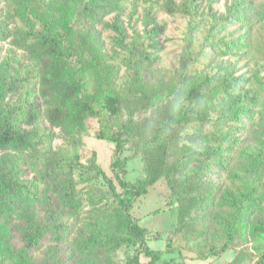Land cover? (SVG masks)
Masks as SVG:
<instances>
[{
	"label": "trees",
	"instance_id": "trees-1",
	"mask_svg": "<svg viewBox=\"0 0 264 264\" xmlns=\"http://www.w3.org/2000/svg\"><path fill=\"white\" fill-rule=\"evenodd\" d=\"M127 1L3 0L6 14L0 22V40H10L14 49L0 65V219L3 220L0 225V255L3 259H10V264L65 263L63 260L49 262L33 258V250L44 243L47 232L31 207L43 203L42 210L47 220L56 225L51 239L56 243L64 241L70 231L60 224L63 213H60L55 200L65 199L63 206L70 215H76L83 206L81 196L74 194L75 183L69 178L78 170L86 175L84 183L103 181L110 199L104 206L89 212V235L79 245V255L103 260L105 255H112L123 247H135L126 264H144L140 262L141 256L154 264L161 257V251L147 246L146 229L131 213L136 201L147 194L154 179L144 177L129 182L117 176L118 191L114 181L97 164L95 154L85 164L79 162L81 140L77 135L86 132L89 119L98 120V137L116 142L117 148L125 135L127 141L133 143L137 136L133 135L124 117H131L134 106L163 105V121H166L170 118L168 97L178 84L190 81L188 103L175 118V127L165 135L158 130L153 137L137 144L146 153L154 145L159 146L163 137L166 140L162 151H165L171 133L182 131L193 123L209 125L217 136H228L241 121V114L245 113L242 110L246 107L242 100L245 79L234 77L231 65L217 66L200 73L191 67L178 82L161 74L156 85H152L142 78L140 67L133 62V70L124 78L119 77L120 68L113 61L125 56L112 60L101 50L95 36L88 30L76 28L75 23L78 16L98 20L111 10L120 12ZM233 9L232 14L214 21L212 30L204 33L207 49L208 43L212 42L211 47L221 55L236 56L242 51L241 40H237L236 46V40L228 41L229 33L225 30L228 22L231 25L245 24L250 10L247 11L245 5H237ZM152 42V35L137 41L142 63L156 60ZM16 51H21V56L27 57L29 63L25 65ZM12 61L16 64L13 65ZM261 85L264 87V79ZM19 88L21 92L15 100L7 98ZM198 96H205L208 103L203 110L194 112L190 104ZM43 124L63 130L66 135L63 147L52 150L53 133L40 127ZM155 156H163V152L160 150ZM216 156L194 148L162 168L161 173L171 188V203L198 200L201 206H207L214 202L216 191L211 187L210 167L213 164L222 167V158ZM254 159L252 182H247L237 194L225 192L220 196L219 207H228L231 211L221 223L220 232L213 236L216 245L200 260L219 256L239 245L249 231L260 251L252 264H264V193L254 186L264 171V134ZM153 162L150 155L146 165L158 169L152 165ZM198 162L201 164L199 167L189 168L190 164ZM28 172L33 173L32 178H26ZM104 200L99 198L93 205H100ZM20 211L26 215L20 216L27 225L24 230L20 229L24 244L15 251L8 239V233L12 231L8 220L11 221L12 216ZM181 214L184 212L180 209L179 218ZM67 259V264H78L74 256ZM244 260L243 252L239 251L228 264H242Z\"/></svg>",
	"mask_w": 264,
	"mask_h": 264
},
{
	"label": "rangeland",
	"instance_id": "rangeland-1",
	"mask_svg": "<svg viewBox=\"0 0 264 264\" xmlns=\"http://www.w3.org/2000/svg\"><path fill=\"white\" fill-rule=\"evenodd\" d=\"M50 1L52 0H45ZM237 5H245L247 11L250 10L246 15V23L231 25L228 22L225 31L229 33L228 41L236 40V46L237 40H241L242 51L236 56L221 55L216 53L215 47H211L212 42L208 43L207 49L204 33L212 30L214 21L221 20L228 13L232 14L234 9H231ZM5 14L6 4L0 0V22L5 19ZM75 26L93 34L101 50L112 60L117 56H125L124 59L113 61L120 68L121 78L133 70L134 62L140 67L142 78L152 85H156L161 74L178 82L191 67L200 73L217 66L231 65L234 77L245 79L242 89V100L246 106L242 110L245 113L241 114V121L228 136H217L209 125L193 123L182 131L172 132L165 151H162V144L166 140L163 137L159 146L154 145L143 153V148L138 147V143H144L158 133V130L159 133L161 130L164 132L162 135L167 134L161 129L165 109L162 105L154 112L153 105H135L131 117L123 115L133 135L137 136L133 143L127 141L125 135L117 148L116 142L99 138L100 124L96 118H92L87 123L86 132L77 135L81 140L78 159L85 164L95 154L97 164L114 181L118 191L120 186L117 176L129 182L144 177L154 179L147 194L136 201L131 212L139 225L146 229L147 246L151 250L162 252L154 264H228L239 251L245 256L242 264L255 262L260 251L249 231L244 236V242L239 245L236 244L219 256L208 258L210 260L200 259L216 245L213 236L220 232L221 223L231 211L228 207H219L220 196L225 192L237 194L247 182L254 179V155L264 134V87L261 85V80L264 79V0H128L122 11L111 10L98 20L78 16ZM152 30L155 32L151 33ZM149 35L153 36L156 60L142 63L137 41L148 38ZM12 49L10 40H0V65L10 56ZM16 55L22 57L25 65L29 63L27 57L21 56V51H16ZM12 64H16V61H12ZM20 92L19 88L7 98L15 100ZM40 127L53 133V151L64 146L66 135L61 128L49 124ZM194 148L222 158V167L218 168L214 164L210 167V182L216 191V198L207 206H201L198 200L171 203V188L161 170L182 153ZM160 150L163 156H155ZM150 155L154 161L152 165L158 169L146 165ZM200 165L199 162L193 163L189 168ZM259 176L260 179L254 182V186L264 193V171ZM32 177L33 173L28 172L26 178ZM84 177L86 175H82L79 170L69 177L75 183L74 194L81 196L83 204L76 215L67 212L63 206L65 199L55 200L60 206V213H63L60 224L70 231L64 241L56 243L51 239L56 232V225L47 220L42 210L43 203L31 207L47 232L44 243L32 252L36 261L63 260L67 264L66 259L74 256L78 264H126L132 255L135 247H123L112 255H105L103 260L79 255V245L89 235V212L104 206L110 200L103 181L84 183ZM99 198L105 200L100 205H93ZM180 209L184 214L179 218ZM20 215L26 216L20 211L12 216L11 221L8 220L12 226L11 232L8 229V239L15 251L24 244L20 229L24 230L27 225ZM2 223L3 220L0 219V225ZM11 262L0 255V264ZM140 262L151 264L144 256L140 257Z\"/></svg>",
	"mask_w": 264,
	"mask_h": 264
},
{
	"label": "clouds",
	"instance_id": "clouds-1",
	"mask_svg": "<svg viewBox=\"0 0 264 264\" xmlns=\"http://www.w3.org/2000/svg\"><path fill=\"white\" fill-rule=\"evenodd\" d=\"M191 88V82L185 81L181 84H178L174 93H172L167 99V111L169 119L163 121L165 132L170 131L175 127V118L182 113L185 109V105L188 103V91ZM208 103V100L205 96L196 97L190 104V107L194 112H199L203 110ZM224 104H227V97L224 99ZM159 108L158 103H154L152 111H156ZM151 127V125H149ZM197 150H199L197 148Z\"/></svg>",
	"mask_w": 264,
	"mask_h": 264
},
{
	"label": "crops",
	"instance_id": "crops-1",
	"mask_svg": "<svg viewBox=\"0 0 264 264\" xmlns=\"http://www.w3.org/2000/svg\"><path fill=\"white\" fill-rule=\"evenodd\" d=\"M208 260H210V259H208ZM203 261H205V260H203ZM207 261V260H206Z\"/></svg>",
	"mask_w": 264,
	"mask_h": 264
}]
</instances>
